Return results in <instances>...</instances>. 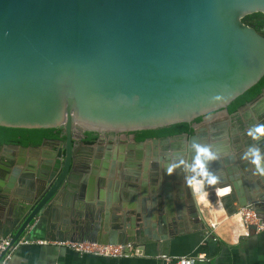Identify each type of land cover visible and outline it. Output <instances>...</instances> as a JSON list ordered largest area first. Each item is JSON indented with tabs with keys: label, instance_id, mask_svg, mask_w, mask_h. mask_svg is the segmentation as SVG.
<instances>
[{
	"label": "water",
	"instance_id": "obj_1",
	"mask_svg": "<svg viewBox=\"0 0 264 264\" xmlns=\"http://www.w3.org/2000/svg\"><path fill=\"white\" fill-rule=\"evenodd\" d=\"M256 12L264 0H0V125L62 126L67 136L30 161V146L0 143V241L11 238L0 262L23 239L155 245L169 255L188 228L208 229L205 197L231 214L253 204L263 217L262 125L246 150L235 146L231 165L221 140L201 147L194 123L190 137L138 142L113 195L107 160H95L79 188L72 182L87 131L231 114L229 105L264 76V35L243 20Z\"/></svg>",
	"mask_w": 264,
	"mask_h": 264
},
{
	"label": "crops",
	"instance_id": "obj_2",
	"mask_svg": "<svg viewBox=\"0 0 264 264\" xmlns=\"http://www.w3.org/2000/svg\"><path fill=\"white\" fill-rule=\"evenodd\" d=\"M206 126L210 127L211 124H206ZM236 133L233 132V127H231L228 132L229 140H223L218 144L225 149V153L222 154V156L230 158L231 154H236L235 143L233 142V139L236 138ZM239 133L243 136L242 143L245 147V130H239ZM262 134V137L264 138V131ZM112 143L113 145H116L115 142ZM107 145L110 146V141L105 142L102 146L98 147V152L103 154L107 149ZM26 146L30 147L25 149L23 155L28 161L39 160L43 155L47 153L51 154L52 151L51 147L48 145L39 148H32V145ZM244 149L246 150L247 148L245 147ZM14 151L19 153L20 149L17 148ZM200 159L204 160L205 158L202 155ZM100 160L114 161L106 157ZM116 160V163H118V159ZM229 160L230 165L233 164L231 158ZM261 160L264 161V157L261 158L260 161ZM250 161L252 168L255 169V162L252 160ZM226 166L227 165H225V167ZM213 169H215L214 165ZM111 181L114 182V186L105 189L107 197L120 190V188L115 186V183L118 180L114 179V181ZM219 192L221 191L219 190ZM94 196V199L97 200V192L94 193ZM202 202L204 205L208 204L207 206L210 210L206 213L208 226L211 221L221 219L224 216L231 214L228 212V209L225 207L222 200L215 202L205 197ZM205 237V230H194L190 227L184 234L180 235L171 243L169 255H188L204 251L208 256V259L206 261H199L197 264H264V231L259 233H256L253 230L243 232L242 224L240 222L228 220L222 223L214 233V237H217V240H215L214 237H208L206 239ZM143 251L145 254L142 256H134L130 258H108L80 255L76 251L62 247L56 248L50 245L41 246L38 244H21L12 253L11 258L4 264H164L163 259L160 257L162 252L155 245L147 247L146 249L144 248Z\"/></svg>",
	"mask_w": 264,
	"mask_h": 264
},
{
	"label": "flooded vegetation",
	"instance_id": "obj_3",
	"mask_svg": "<svg viewBox=\"0 0 264 264\" xmlns=\"http://www.w3.org/2000/svg\"><path fill=\"white\" fill-rule=\"evenodd\" d=\"M255 105L258 106L256 109H254ZM194 123L198 124L200 130L201 147L203 149L213 150V144L215 142L219 143L220 140L228 141V132L231 127H233V132H237L235 136L238 141H235V146L237 144H240L243 139V136L241 135V133H239V130H245L244 136L248 140H254L258 130L261 129L259 125H262L264 129V90L260 95L240 107L239 110L234 113L227 114L225 112H222L221 110H217L215 112L204 115L201 121H194L192 124ZM206 124H211V126L207 127ZM191 135L188 134V137H190ZM170 136L149 137L144 140H138L136 134L133 131H104L99 132L97 142L93 145H90L83 142L84 138H86L85 135V137L77 141L75 147V154L79 162L74 173V177L72 178V182L77 187L86 182L88 180V177H91L94 165H97L96 163H94V161L97 159H104L105 157L108 158L107 153L110 152V154L113 156L109 159L114 160L113 157L116 155L118 163L116 164V170H113L114 176H111L110 171L112 170L111 167L114 166V161H109L111 163H109L110 169H106L108 171L107 179L108 181H114L115 179L119 180L121 183H124L125 181L123 180V178H121L119 170L121 171V169L125 167L126 163H128L132 159V157L135 156L134 154L137 151V143L144 142L145 144H148L149 141L151 142V140H153L154 138L164 139ZM109 141L110 146H106L107 149L105 150V152L103 154L98 152L97 148L102 146L103 143ZM59 142L60 140L47 139L44 141V144L50 146L52 150L54 146L57 147ZM112 142H115L116 145H113ZM110 147L114 149L110 150ZM180 150L181 147L179 148V151ZM99 170H102L101 166H99Z\"/></svg>",
	"mask_w": 264,
	"mask_h": 264
},
{
	"label": "built area",
	"instance_id": "obj_4",
	"mask_svg": "<svg viewBox=\"0 0 264 264\" xmlns=\"http://www.w3.org/2000/svg\"><path fill=\"white\" fill-rule=\"evenodd\" d=\"M228 220H235L242 224L243 232L253 230L256 233L264 231V218L258 214L253 204L239 206L238 209L232 213L224 216L221 219L211 221L208 229L206 230V238L213 236L218 227ZM217 240V237H214ZM21 244H52L58 246H66L72 248L80 255H92L108 258H130L134 256L144 255V248L135 243L128 244H100L92 240L72 241L64 239L53 240H27L23 239L19 244L15 245L2 259L0 264H4L11 258L12 253ZM11 245V238L2 239L0 241V254ZM164 264H197L199 261H206L208 256L206 252L199 251L195 254L188 255H167L161 254L160 256Z\"/></svg>",
	"mask_w": 264,
	"mask_h": 264
},
{
	"label": "trees",
	"instance_id": "obj_5",
	"mask_svg": "<svg viewBox=\"0 0 264 264\" xmlns=\"http://www.w3.org/2000/svg\"><path fill=\"white\" fill-rule=\"evenodd\" d=\"M244 22L255 27L261 34L264 35V13L256 12L249 14L243 18ZM264 90V76L262 79L248 89L246 92L238 96L228 107L230 113L239 110L240 107L247 104L255 97L260 95ZM203 116L197 117L194 121L199 122ZM193 123V122H192ZM192 123L179 122L170 126H165L156 129H144L134 131L138 140H144L149 137H166L175 134L187 133L191 135L194 133ZM64 127H50V128H25V127H9L0 125V143H18L23 145H40L47 139H54L64 141L66 139ZM99 132L87 131L86 138L83 142L85 144L93 145L97 142Z\"/></svg>",
	"mask_w": 264,
	"mask_h": 264
},
{
	"label": "bare ground",
	"instance_id": "obj_6",
	"mask_svg": "<svg viewBox=\"0 0 264 264\" xmlns=\"http://www.w3.org/2000/svg\"><path fill=\"white\" fill-rule=\"evenodd\" d=\"M208 205V204H207Z\"/></svg>",
	"mask_w": 264,
	"mask_h": 264
}]
</instances>
